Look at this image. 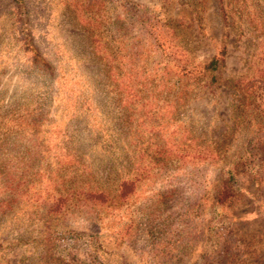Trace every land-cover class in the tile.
I'll list each match as a JSON object with an SVG mask.
<instances>
[{
  "label": "rangeland",
  "instance_id": "1",
  "mask_svg": "<svg viewBox=\"0 0 264 264\" xmlns=\"http://www.w3.org/2000/svg\"><path fill=\"white\" fill-rule=\"evenodd\" d=\"M24 1L0 0V264H202L222 168L264 128L235 86L264 76V0ZM157 36L199 61L225 47L216 82L155 93ZM247 191L241 264H264V186Z\"/></svg>",
  "mask_w": 264,
  "mask_h": 264
},
{
  "label": "trees",
  "instance_id": "2",
  "mask_svg": "<svg viewBox=\"0 0 264 264\" xmlns=\"http://www.w3.org/2000/svg\"><path fill=\"white\" fill-rule=\"evenodd\" d=\"M6 1L14 5L18 11L26 7L24 0ZM24 23L25 21H23L22 25ZM20 35L23 46H26V50L31 53L32 63L39 64L40 68L43 66L47 67L49 61L39 53V50L33 43L31 34L29 32L25 34L23 29H21ZM172 39V36H157L147 39L154 51V55H151L152 58H149L150 62L152 64L156 62L159 64L156 70L162 67V64H164V69L160 72L157 82L145 80L148 85L154 86L153 91L159 94L160 87H163L162 83L165 81V78H174L171 81L172 89L170 92L172 95H178L185 100L192 96L191 91L187 89L189 82L195 81L199 83L205 81L206 84L216 82L215 72L219 71L225 64L226 49L225 47H221L211 59L199 61L195 57L191 58L189 52L182 46L174 44L173 50L170 52L169 48L171 47L164 48ZM95 42L101 44L99 40H95ZM139 42L142 46V42ZM140 44H137L138 48ZM101 46H98V51L101 50ZM143 54V51L139 53L138 51L134 52V58ZM97 56L104 62L107 61V57H102L100 53ZM152 59L153 61H151ZM107 73H111V71H107ZM144 75L146 74L144 73ZM145 77L148 78L147 75ZM181 82L185 83V86L179 90L178 84ZM235 86L239 89L242 98L247 102L248 111L251 112L253 110L252 114H256L258 119L264 118V108L261 109L262 105L257 104L261 96L257 92L264 93V76L248 82L239 81ZM240 118L242 119V114ZM244 119L245 116L243 115ZM247 141L244 152L238 160L228 163L222 168L223 177L216 194L214 217L208 224L209 230L212 231L213 236L215 235L217 239V245L212 253L203 260L202 264H241L246 258L255 255L258 250V244H255L252 240L239 233V219L234 211L242 204L245 192L250 187L253 185H257V188L264 186V128H257L251 133ZM207 155L218 156L213 152H209Z\"/></svg>",
  "mask_w": 264,
  "mask_h": 264
}]
</instances>
